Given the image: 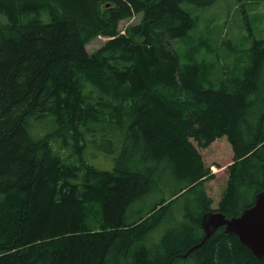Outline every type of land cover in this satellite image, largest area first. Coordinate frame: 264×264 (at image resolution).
<instances>
[{
	"label": "trees",
	"instance_id": "obj_1",
	"mask_svg": "<svg viewBox=\"0 0 264 264\" xmlns=\"http://www.w3.org/2000/svg\"><path fill=\"white\" fill-rule=\"evenodd\" d=\"M216 1L0 0V264H264L222 226L187 253L202 213L264 190V39L243 58L216 38L225 68L173 47L196 25L183 4ZM116 144L112 168L91 163Z\"/></svg>",
	"mask_w": 264,
	"mask_h": 264
},
{
	"label": "rangeland",
	"instance_id": "obj_2",
	"mask_svg": "<svg viewBox=\"0 0 264 264\" xmlns=\"http://www.w3.org/2000/svg\"><path fill=\"white\" fill-rule=\"evenodd\" d=\"M183 7L190 11V13L195 18L196 25L191 30L192 40L183 41L176 40L173 43V47L177 54L180 55L181 61H188V53L190 51L199 49L195 54V58L199 60L201 57L205 56L207 61L215 60L217 66L222 68L229 64L234 56L225 57L222 48L215 45L216 48V59H214L210 48L214 47L215 39H219L225 35L227 43L232 45L233 48L240 50V55L244 58L247 54L246 50L250 46L254 39H264V0H217L213 4L202 9H195L188 4H183ZM140 19V15H136L128 20H121L119 22V28L122 29L128 24L135 23ZM106 37L97 36L85 45L88 52H92L106 40ZM201 40L204 43L200 44ZM207 43V44H205ZM238 53V52H237ZM236 61V60H235ZM96 152V157H93L91 163L102 169H110L114 165V157L119 152V146L116 144L110 153H106L102 149L92 148ZM229 157L223 158L220 162L225 164ZM210 172L214 173L220 170L219 167L215 165L210 166ZM228 173H223L220 179L215 181H208L206 188L209 195L218 201L221 196L222 188L224 187L225 181L228 178ZM160 186L158 189H153L149 196L146 197L145 204L148 205L153 200L161 197V193H168L169 186ZM248 192L247 197L248 202H252V195L256 194V188L251 182L245 186ZM157 191V192H154ZM162 191V192H161ZM207 192V193H208ZM218 203V202H217ZM214 206H216V204ZM145 205V206H146ZM144 206H138V204L133 203L131 207H128L126 211V220H131L138 214V210ZM165 223H162L150 233L149 241L155 242L158 240L159 235L163 231Z\"/></svg>",
	"mask_w": 264,
	"mask_h": 264
},
{
	"label": "water",
	"instance_id": "obj_3",
	"mask_svg": "<svg viewBox=\"0 0 264 264\" xmlns=\"http://www.w3.org/2000/svg\"><path fill=\"white\" fill-rule=\"evenodd\" d=\"M202 239L193 245L190 252L201 245L218 227L235 234L253 255L264 258V190L254 195L253 203L243 208L236 216L226 217L220 211H206L200 216Z\"/></svg>",
	"mask_w": 264,
	"mask_h": 264
},
{
	"label": "bare ground",
	"instance_id": "obj_4",
	"mask_svg": "<svg viewBox=\"0 0 264 264\" xmlns=\"http://www.w3.org/2000/svg\"><path fill=\"white\" fill-rule=\"evenodd\" d=\"M152 2V1H151ZM153 5V4H152ZM182 28V27H181ZM155 36V35H154ZM238 78V77H237ZM105 105V104H104ZM186 111V110H185ZM123 163V162H122ZM70 172V171H69ZM64 175H66V174H64ZM69 191V190H68ZM260 191H263V190H260ZM260 191H258V192H260ZM257 193V192H256ZM133 220V218H131V220H128V221H132Z\"/></svg>",
	"mask_w": 264,
	"mask_h": 264
}]
</instances>
